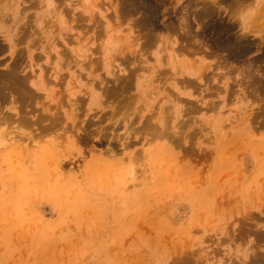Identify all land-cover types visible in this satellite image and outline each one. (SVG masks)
<instances>
[{
    "label": "rangeland",
    "instance_id": "1",
    "mask_svg": "<svg viewBox=\"0 0 264 264\" xmlns=\"http://www.w3.org/2000/svg\"><path fill=\"white\" fill-rule=\"evenodd\" d=\"M8 1L0 264H264V10Z\"/></svg>",
    "mask_w": 264,
    "mask_h": 264
},
{
    "label": "clouds",
    "instance_id": "2",
    "mask_svg": "<svg viewBox=\"0 0 264 264\" xmlns=\"http://www.w3.org/2000/svg\"><path fill=\"white\" fill-rule=\"evenodd\" d=\"M262 10H264V0H237L235 15L231 21L237 23L240 34L245 35L249 26L256 20ZM106 42L112 43L111 35H109ZM114 46L119 47L118 44Z\"/></svg>",
    "mask_w": 264,
    "mask_h": 264
},
{
    "label": "bare ground",
    "instance_id": "3",
    "mask_svg": "<svg viewBox=\"0 0 264 264\" xmlns=\"http://www.w3.org/2000/svg\"><path fill=\"white\" fill-rule=\"evenodd\" d=\"M41 1H42V0H41ZM55 1H57V0H55ZM8 2L11 3L10 0H9ZM8 2H6V3H8ZM14 2H15V1H14ZM123 2H125V0H124ZM12 3H13V1H12ZM37 3H38V2H37ZM118 3H119V2H118ZM126 3H128V2H126ZM16 4H17V3H16ZM198 4H199V3H198ZM6 5H7V4H6ZM10 5H11V4H10ZM14 5H15V4H14ZM14 5H13V6H14ZM64 5H65V4H64ZM101 5H102V4H101ZM103 5H104V4H103ZM103 5H102V6H103ZM133 5H134V4H133ZM2 6H3V5H2ZM4 6H5V5H4ZM71 6H72V5H71ZM20 7H22V6H20ZM20 7H19V8H20ZM23 7H24V6H23ZM23 7H22V8H23ZM135 7H136V5H135ZM145 7H146V6H145ZM4 9H5V8H4ZM6 9H7V8H6ZM34 9H35V8H34ZM115 9H116V8H115ZM132 9H135V8H132ZM10 10H11V9H10ZM20 10H21V9H20ZM118 10H119V9H118ZM128 10H129V8H128ZM121 11H123V10H121ZM4 12H5V11H4ZM129 12H130V11H129ZM129 12H128V13H129ZM200 12H201V11H200ZM20 13H21V12H20ZM119 13H121V12H119ZM130 13H131V12H130ZM7 14H8V13H7ZM12 14H13V13H12ZM77 14H78V13H77ZM2 15H3V14H2ZM2 15H1V18H0V19H5ZM44 15H45V14H44ZM72 15H73V14H72ZM131 15H132V14H131ZM186 15H187V14H186ZM4 16H5V15H4ZM127 16H129V15H126V18H127ZM6 17H7V16H6ZM20 17H22V16H20ZM24 17H25V16H24ZM91 17H92V16H91ZM118 17H119V16H118ZM123 17L125 18V16L122 14V18H123ZM94 18H95V17H94ZM119 18H120V17H119ZM7 19H8V18H7ZM13 19H14V18H13ZM13 19H12V20H13ZM20 19H21V18H20ZM95 19H96V18H95ZM120 19H121V18H120ZM127 19H128V18H127ZM152 19H153V18H152ZM203 19H204V18H203ZM5 20H6V19H5ZM12 20H11V21H12ZM29 21H30V20H29ZM7 22H9V20H8ZM123 22H124V21H123ZM185 23H186V22H185ZM185 23H184V24H185ZM187 23H188V20H187ZM187 23H186V24H187ZM30 24H31V23H30ZM97 24H98V23H97ZM118 24H119V23H118ZM187 26H188V25H187ZM190 26H191V25H190ZM2 27H4V26H2ZM6 27H7V26H6ZM140 27H141V26H140ZM18 28H19V27H18ZM23 28H24V27H23ZM188 28H189V27H188ZM21 29H22V28H21ZM23 30H24V29H23ZM85 30H86V29H85ZM20 31H22V30H20ZM20 31H19V32H20ZM35 31H36V30H35ZM89 31H90V30H89ZM24 32H29V31H26V30H25ZM88 33H89V32H88ZM25 34H26V33H25ZM86 34H87V33H86ZM141 34H142V33H141ZM1 35H2V34H1ZM211 35H212V34H211ZM6 36H7V35H6ZM6 36H5V37H6ZM22 36H24V35L22 34ZM14 37H15V36H14ZM16 37H17V35H16ZM20 37H21V36H20ZM20 37H19V38H20ZM26 37H27V36H25V38H26ZM1 38H3V37H1ZM19 38H18V39H19ZM22 38H23V37H22ZM25 38H23V39H25ZM154 39H155V38H154ZM20 40H21V41H24V40H22V39H20ZM20 40H19V42H21ZM136 40H137V39H136ZM136 40H135V41H136ZM237 40H238V39H237ZM14 41H16V40H14ZM35 41H36V40H35ZM179 41H180V40H179ZM17 42H18V41H17ZM147 42H148V41H147ZM13 44H16V42H14ZM187 44H188V43H187ZM6 45H7V44H6ZM6 45H5V46H6ZM37 45H38V44H37ZM7 46H8V45H7ZM30 46L33 47L32 45H30ZM35 46H36V45H35ZM188 46H189V45H188ZM14 47H15V46H14ZM140 47H141V46H140ZM185 47H186V46H185ZM11 48H12V46H11ZM16 48H17V47H16ZM104 48H105V47H104ZM197 48H198V47H197ZM14 49H15V48H14ZM102 49H103V48H102ZM146 49H147V48H146ZM200 49H201V48H200ZM6 50H7V49H6ZM103 50H104V49H103ZM142 50H143V49H142ZM142 50H141V51H142ZM201 50H202V49H201ZM209 50H210V49H209ZM19 51H20V50H19ZM21 51H22V50H21ZM181 52H182V51H181ZM197 52H198V51H197ZM201 52H202V51H201ZM3 53H4V52H3ZM3 53H2V54H3ZM12 53H13V52H12ZM15 53H16V51H15ZM24 53H25V52H24ZM199 53H200V52H199ZM202 53H204V52H202ZM16 54H17V53H16ZM18 54H19V53H18ZM99 54H100V53H99ZM186 54H188V53H186ZM215 54H216V53H215ZM22 55H23V54H22ZM29 55H30V54H28V56H29ZM129 55H130V53H129ZM192 55H193V54H192ZM209 55H210V53H209ZM189 56H190V55H189ZM205 56H206V55H205ZM211 56H212V55H211ZM213 56H214V55H213ZM19 57H22V56H19ZM35 57H36V56H35ZM36 58H37V57H36ZM4 62H5V61H3V63H4ZM12 62H13V61H12ZM20 62H21V61H20ZM128 62H130V61H128ZM134 62H135V61H134ZM1 63H2V62H1ZM14 63H15V62H14ZM14 63H13V64H14ZM4 64H5V63H4ZM15 64H16V63H15ZM15 64H14V65H15ZM126 64H127V63H126ZM9 65H10V64H9ZM21 65H22V64H21ZM15 67H16V65H15ZM19 67H20V66H19ZM207 67H208V66H207ZM7 69H8V68H7ZM12 69H13V67H12ZM14 69H16V68H14ZM23 69H24V68H23ZM23 69H21V70H23ZM9 70H11V66H10V69H9ZM9 70H8V71H9ZM17 70H19V68H18ZM17 70H15L14 73H17V72H16ZM3 71H5V70L3 69ZM6 72H7V70H6ZM10 72H11V71H10ZM21 72H22V71H21ZM21 72H20V73H21ZM133 72H134V71H133ZM0 73H2V72H0ZM4 73H5V72H4ZM8 73H9V72H8ZM131 73H132V72H130V76H132ZM134 73H136V72H134ZM134 73H133V74H134ZM17 74H18V73H17ZM21 74H22V73H21ZM0 75H1V74H0ZM5 75H6V74H5ZM15 75H16V74H15ZM15 75L13 74V77H14ZM20 76H21V75H20ZM125 76H126V75H125ZM10 77H11V76H10ZM13 77H12L11 80H13V82H15L14 79H13ZM31 77H32V76H31ZM34 77H35V76H34ZM118 77H119V76H118ZM128 77H129V76L127 75L126 78L128 79ZM132 77H133V76H132ZM132 77H131V78H132ZM0 78L3 79V77H0ZM4 78H5V77H4ZM28 78H29V77H28ZM28 78H27V79H28ZM124 78H125V77H124ZM7 79H8V78H7ZM16 79H17V78H16ZM24 79H25V78H24ZM24 79H23V81H24ZM27 79H26V80H27ZM64 79H65V78H64ZM127 79H125V80H127ZM183 79H184V78H183ZM183 79H182V82H183V84H185L184 81H186V80H185V79L183 80ZM5 80H6V79H5ZM116 80H117V79H116ZM118 80H119V79H118ZM128 80H129V79H128ZM166 80H167V79H166ZM1 81H2V80H1ZM19 81L21 82L20 79H19ZM27 81H28V80H27ZM44 81H45V80H44ZM129 81H130V80H129ZM153 81H154V80H153ZM187 81H188V82H186V84H188L189 81L191 82L192 80L188 79ZM5 82H6V81H5ZM101 82H102V81H101ZM182 82H181V83H182ZM193 82H194V81H193ZM8 83H9V82H8ZM11 83H12V82H11ZM27 83H28V82H27ZM45 83H46V82H45ZM124 83H125V82H124ZM124 83H122V85H123ZM179 83H180V82H179ZM12 84H13V83H12ZM15 84H16V83H15ZM20 84H21V83H20ZM13 85H14V84H13ZM17 85L19 86V84H17ZM26 85H27V84L25 83V85H24L25 88L27 87ZM37 85H38V84H37ZM117 85H118V84H117ZM122 85H121V86H122ZM128 85H129V84H128ZM188 85H189V84H188ZM193 85H194V83H193ZM3 86H5V85H3ZM3 86H2V87H3ZM7 86H9V84H8ZM10 86H11V85H10ZM106 86H107V85H106ZM119 86H120V85H119ZM125 86H126V85H125ZM2 87H1V88H2ZM12 87H13V86H12ZM12 87H11V88H12ZM20 87H23V85L20 86ZM122 88H123V87H122ZM125 88H126V87H125ZM5 89H6V86H5ZM109 89H110V88H109ZM1 90H2V89H1ZM21 90H22V89H20V91H21ZM28 90H29V89H28ZM2 91H3V90H2ZM5 91H7V89H6ZM9 91H10V90H9ZM15 91H16V90H15ZM15 91H14V92H15ZM20 91H18V92H20ZM119 91H120V90H119ZM128 91H129V90H128ZM10 92H11V91H10ZM14 92H13V93H14ZM28 92H29V94H30L31 91H28ZM108 92H110V91H108ZM1 93H2V92H1ZM6 93H7V92H6ZM6 93H5V94H6ZM8 93H9V92H8ZM11 93H12V92H11ZM16 93H17V92H16ZM24 93L28 94L27 92H24ZM34 93H35V91H34ZM104 93H105V92H104ZM123 93H124V91H123ZM14 94H15V93H14ZM22 94H23V93H22ZM29 94H28V95H29ZM105 94H106V93H105ZM11 95H12V94H11ZM16 95H17V94H16ZM18 95H19V93H18ZM125 95H126V94H125ZM7 96H8V94H7ZM7 96H5V97H7ZM31 96H32V94H31ZM2 97H3V95H2ZM5 97H4V98H5ZM175 97H176V96H175ZM29 98L31 99L32 97H29ZM106 98H107V97H106ZM32 99H33V98H32ZM34 99H35V98H34ZM76 99H77V98H76ZM74 100H75V99H74ZM78 100H79V99H78ZM80 100H81V99H80ZM4 101H5V100H4ZM4 101H3V102H4ZM24 101H25V100H24ZM30 101H31V100H30ZM32 101H33V100H32ZM178 101H179V100H178ZM5 102H6V101H5ZM100 102H101V101H100ZM102 102H103V101H102ZM31 103H32V102H30V104H31ZM21 104H22V103H21ZM27 105H28V104H27ZM78 105H79V104H78ZM103 105H104V104H103ZM24 106H25V105H24ZM0 107H2V106H0ZM1 109H2V108H1ZM0 112H1V111H0ZM58 112H59V111H58ZM18 114H19V113H18ZM171 114H172V113H171ZM26 118H27V117H26ZM56 119H57V118H56ZM44 120H45V119H44ZM57 120H58V119H57ZM26 121H27V120H26ZM165 121H167V120H165ZM104 122H105V121H104ZM50 124H51V123H50ZM144 124H145V123H144ZM147 127H148V126H147ZM145 129H146V128H145ZM147 129H148V128H147ZM155 130H156V129H155ZM85 132H86V131H85ZM105 132H106V131H105ZM76 133H77V132H76ZM156 133H157V132H156ZM164 133L166 134V132H164ZM102 134H103V133H102ZM151 134H152V133H151ZM154 134H155V133H154ZM2 135H3V134L0 133V144L4 145V144H3L4 142H2V141H4V138H3ZM90 135H91V134H90ZM161 135H162V132H161ZM156 136H157V135H156ZM158 136H159V135H158ZM164 136H165V135H164ZM153 137H154V136H153ZM124 138H125V137H124ZM156 138H157V137H156ZM165 138H166V137H165ZM9 139H10V138H9ZM125 140H127V138H126ZM128 144H129V143H128ZM128 146H129V145H128ZM51 148H52V147H51ZM51 150H52V149H51Z\"/></svg>",
    "mask_w": 264,
    "mask_h": 264
}]
</instances>
